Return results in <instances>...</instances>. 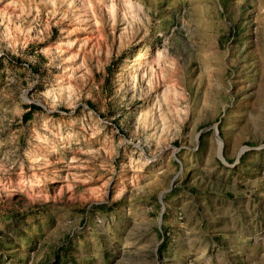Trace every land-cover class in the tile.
Returning <instances> with one entry per match:
<instances>
[{
  "label": "rangeland",
  "instance_id": "rangeland-1",
  "mask_svg": "<svg viewBox=\"0 0 264 264\" xmlns=\"http://www.w3.org/2000/svg\"><path fill=\"white\" fill-rule=\"evenodd\" d=\"M0 264H264V0H0Z\"/></svg>",
  "mask_w": 264,
  "mask_h": 264
},
{
  "label": "bare ground",
  "instance_id": "bare-ground-1",
  "mask_svg": "<svg viewBox=\"0 0 264 264\" xmlns=\"http://www.w3.org/2000/svg\"><path fill=\"white\" fill-rule=\"evenodd\" d=\"M139 59H140V58H139ZM141 61H143V60H141ZM140 64H141V63H140ZM133 68H134L133 63L128 64L126 72H127V73H131L132 70H133ZM125 74H126V73H125Z\"/></svg>",
  "mask_w": 264,
  "mask_h": 264
}]
</instances>
